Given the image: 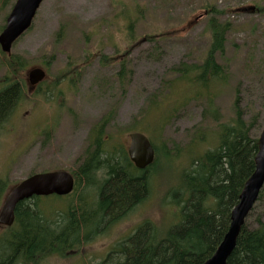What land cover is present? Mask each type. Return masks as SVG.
<instances>
[{
  "label": "rangeland",
  "instance_id": "obj_1",
  "mask_svg": "<svg viewBox=\"0 0 264 264\" xmlns=\"http://www.w3.org/2000/svg\"><path fill=\"white\" fill-rule=\"evenodd\" d=\"M15 1L0 0V34ZM213 8L225 12L215 14ZM214 16L228 25L225 53L216 56L227 77L211 88L219 121L207 113L205 100L185 102L184 84L171 72L177 65L204 60ZM130 22H134L133 43ZM60 29L63 33L58 37ZM150 35L157 39L146 40ZM12 54L28 59L25 87L30 97L38 91L30 88L28 72L41 68L47 78L40 94L21 103L0 132V180L7 183L0 187V210L10 190L29 176L77 169L95 127L105 118L110 120L105 137L108 141L114 138L112 146L127 150L133 132L145 134L156 146H187L196 130L203 129L207 143L194 150L203 153L215 148L218 123L234 117L238 97L244 118L251 121L257 116L254 132L258 137L264 130V0H44L30 30L13 45ZM102 55L115 57L116 62L105 66ZM46 61H50L48 70ZM123 61L128 74L121 79L118 73ZM69 62L78 72L54 85ZM4 72L0 69V77ZM157 96L164 100V111L178 107V112L154 135L153 126L159 119L148 107ZM172 173L163 161L160 179ZM152 184L148 200L97 236L82 255L72 252L74 256L52 257L41 264H98L146 220L179 224V209L165 199L174 183L163 186L154 180ZM93 200L94 196L89 199ZM65 202L51 196L43 205L49 214L52 209H65ZM263 208L264 201L249 219L250 227ZM6 231L0 225V238Z\"/></svg>",
  "mask_w": 264,
  "mask_h": 264
},
{
  "label": "trees",
  "instance_id": "obj_2",
  "mask_svg": "<svg viewBox=\"0 0 264 264\" xmlns=\"http://www.w3.org/2000/svg\"><path fill=\"white\" fill-rule=\"evenodd\" d=\"M213 12L225 11L213 8ZM209 29L212 40L204 60L197 64L177 65L171 72L184 84L185 102L205 100L207 113L219 121L220 114L211 88L215 82L220 83L227 77L216 56L225 53L228 25L219 23L214 16L210 19ZM133 30L134 22H130V43L135 40ZM62 33L63 29H60L58 37ZM145 39L155 41L157 37L150 35ZM100 60L105 66L116 62L115 57L104 55ZM49 66L50 61H46L44 68L48 70ZM120 66L118 76L123 79L128 74L126 61ZM28 67L26 57L8 56L0 50V69L5 71L0 77V132L21 103L37 97L46 85L45 81L41 83L38 93L30 97L25 87ZM77 69L69 62L54 85L60 83V79L70 78L78 72ZM164 104L158 96L150 101L148 110L154 111L159 119L154 123L153 134L161 133L173 114L178 112V107L164 111ZM233 106L234 117L218 123L214 149L194 153L196 148L207 143L203 129L196 130L187 146L173 144L170 148L166 143L156 146L154 141L155 161L143 171L135 168L123 147L110 145L114 138L106 140L105 131L110 120L103 119L95 127L77 169L70 171L75 178L74 192L67 197L53 196L67 200V209H52L48 214L43 203L48 202L49 197H33L21 202L15 212V224L8 227L0 238V264H14L18 260L24 264H41L52 257L66 259L74 256L72 252L82 255V250L97 236L148 200L154 180L163 186L174 183L169 186L165 199L179 209L181 222L166 226L164 221L160 224L144 221L98 264H205L224 240L232 211L256 168L259 137L254 132V125L257 116L247 121L238 97ZM163 161L173 172L170 178L159 177ZM6 184L0 180V187H7ZM93 196L94 200L90 202ZM263 201L264 188L227 264H264V208L258 213L254 227L248 223ZM78 248L81 249L79 253L75 251Z\"/></svg>",
  "mask_w": 264,
  "mask_h": 264
},
{
  "label": "water",
  "instance_id": "obj_3",
  "mask_svg": "<svg viewBox=\"0 0 264 264\" xmlns=\"http://www.w3.org/2000/svg\"><path fill=\"white\" fill-rule=\"evenodd\" d=\"M43 2L44 0H16L0 34V49L3 53L9 56L12 54L13 45L31 28ZM46 76L44 69L30 70L28 72L30 87L34 89L46 79ZM129 138L130 145L127 150L129 159L136 169L143 171L155 161L154 147L149 138L142 133H132ZM255 163V172L246 182L239 203L232 211L229 231L215 254L205 264H227L236 248L246 219L258 201L264 187V130L259 137V151ZM74 189L75 178L66 170L32 175L13 187L5 197L0 210V225L13 226L15 212L21 202L33 197H65L72 194Z\"/></svg>",
  "mask_w": 264,
  "mask_h": 264
},
{
  "label": "bare ground",
  "instance_id": "obj_4",
  "mask_svg": "<svg viewBox=\"0 0 264 264\" xmlns=\"http://www.w3.org/2000/svg\"><path fill=\"white\" fill-rule=\"evenodd\" d=\"M231 224V223H230ZM230 228V227H229ZM229 231V230H228ZM228 233V232H227Z\"/></svg>",
  "mask_w": 264,
  "mask_h": 264
}]
</instances>
